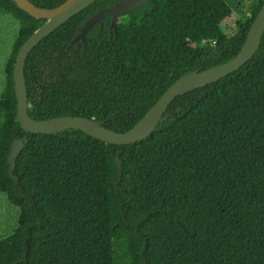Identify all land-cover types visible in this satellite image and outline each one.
Segmentation results:
<instances>
[{
    "label": "trees",
    "instance_id": "obj_1",
    "mask_svg": "<svg viewBox=\"0 0 264 264\" xmlns=\"http://www.w3.org/2000/svg\"><path fill=\"white\" fill-rule=\"evenodd\" d=\"M119 1H95L29 53L31 119L81 117L124 133L177 79L232 59L264 3L252 1L229 35L226 0H148L119 16L115 32L107 17L73 43ZM4 15L17 27L1 69L0 195L15 216L0 264H264V32L249 61L176 97L147 138L111 145L19 127L15 58L44 21L12 0H0Z\"/></svg>",
    "mask_w": 264,
    "mask_h": 264
},
{
    "label": "water",
    "instance_id": "obj_2",
    "mask_svg": "<svg viewBox=\"0 0 264 264\" xmlns=\"http://www.w3.org/2000/svg\"><path fill=\"white\" fill-rule=\"evenodd\" d=\"M12 1L30 18L44 21V23L34 30L29 38L20 46L15 58L12 79L16 98V120L19 127L25 132L41 135L55 134L62 130L74 129L91 138L111 145H130L147 138L155 125L160 121L167 107L176 97L219 81L226 75L238 70L249 61L255 54L264 32L263 3L249 27L244 43L232 59L201 72H191L180 77L167 88V90L131 129L124 133H114L98 126L91 119L63 116L36 121L31 119L27 113L28 101L24 68L29 53L41 40L55 31L65 21L97 0H66L64 3L53 9L39 8L29 0ZM147 1L148 0H121L107 9L98 11L84 22L79 34L73 40V43L81 41L85 44L86 34L96 23H100L107 17L110 18V31L115 32L119 16L125 15L130 10L138 8ZM21 146L22 143L20 140L14 141L11 145L8 157V161L11 163V168L14 165V160L17 157Z\"/></svg>",
    "mask_w": 264,
    "mask_h": 264
},
{
    "label": "rangeland",
    "instance_id": "obj_3",
    "mask_svg": "<svg viewBox=\"0 0 264 264\" xmlns=\"http://www.w3.org/2000/svg\"><path fill=\"white\" fill-rule=\"evenodd\" d=\"M252 1L254 0H226L233 14L230 19L223 23L222 30L225 31V28L229 25L225 32L229 35L233 34L234 22L247 13V8ZM16 27V24L9 16H0V92L3 81L1 69L6 56L9 54ZM14 216L15 213L13 208L7 204L5 197L0 195V236H4L12 229Z\"/></svg>",
    "mask_w": 264,
    "mask_h": 264
}]
</instances>
